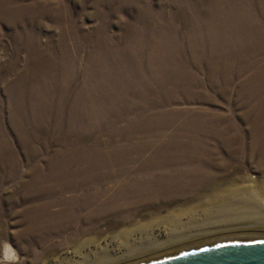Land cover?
<instances>
[{
	"label": "bare ground",
	"instance_id": "6f19581e",
	"mask_svg": "<svg viewBox=\"0 0 264 264\" xmlns=\"http://www.w3.org/2000/svg\"><path fill=\"white\" fill-rule=\"evenodd\" d=\"M141 2L136 0L140 16ZM195 7L203 9L207 22L173 17L178 28L161 41L176 50L178 62L160 60L153 53L158 42H143L138 28L130 26L120 41L124 50L120 44L108 45L102 52L105 60L89 54L81 69L76 52L63 58L61 48L58 54L39 51L15 81L7 82L9 119L25 159H18L0 126V182L21 180L22 164L30 166L57 146L48 156L47 173L30 167V181L19 182L20 189L16 186L17 197L26 202L14 215L22 214L20 223L27 224L16 235L21 241L43 244L33 247L36 259H55L64 243L55 238L68 232L77 235L68 245L75 243L73 253L80 257L58 256L55 264H153L218 244L264 239V186L251 177L224 187L230 178L212 170L213 154L193 138L196 130L216 138L221 131H213L216 126L203 115L191 118L184 110H173L185 101L203 99L194 92L202 86L201 78L192 73L203 65L188 63L194 51L225 48L230 51L222 55L207 53V86L230 90L235 78L252 71L242 90L249 93L248 106L255 97L260 101L249 109L264 121V65L258 61L264 50L257 47L264 28L256 25L253 33H242L233 27L234 8L228 7L229 17H219L200 4ZM16 12L0 0V20ZM148 16L151 24L146 30L156 32V23L163 19L152 12ZM190 199L196 204L178 207ZM173 205L177 207L167 216L152 213L156 207ZM141 206H149L150 220L127 226L114 217L113 231L119 229L118 234L106 246L84 253L87 244L100 239L94 231L96 235L82 230L84 223L111 214L130 219V211ZM8 236L4 231L0 264L23 260Z\"/></svg>",
	"mask_w": 264,
	"mask_h": 264
},
{
	"label": "rangeland",
	"instance_id": "374dc122",
	"mask_svg": "<svg viewBox=\"0 0 264 264\" xmlns=\"http://www.w3.org/2000/svg\"><path fill=\"white\" fill-rule=\"evenodd\" d=\"M141 1L140 16L138 10H136V0H6V3H9V7L17 12L15 15L3 18L5 21L3 19L0 20V126L16 150L18 159L21 162L24 161L25 154L21 145H19L18 133H15L10 123L11 109L9 101L11 102V98L7 92L6 85L7 82L16 80L26 70L30 62V57L37 56L39 51H50L58 54V48H61L59 55L63 58L66 56L68 58V54L73 55L77 53L80 60L79 67L84 69V62L89 54H91V59L105 60L102 52H107L106 47L108 45L114 46L120 44V41L131 26L135 31L138 28L143 42L147 38L158 42L153 53L160 60L178 62L179 58L176 50L167 45L166 42L161 43L162 38L176 32L179 24L174 22L173 17L179 16L184 20L191 18L190 20H195L197 23L207 22L206 18V21L202 19L203 16L200 11L203 9L199 8L200 10H196L195 5L199 4L203 8L210 9L211 14L218 15L219 17H229L230 12L228 9L234 8V13L231 18L234 23L233 27L239 28V31L242 33L243 31L253 33L254 30L251 29L256 25L264 28V0H174L175 3H172L171 0ZM126 2L128 3L126 4ZM176 9L179 11L178 14L176 13ZM149 12L163 19L156 23L158 28L153 33L146 30L151 24L150 20H148ZM162 12L164 16H167L163 17L160 15ZM160 27H163V29H160ZM233 34L237 35L236 37L240 36L239 33ZM120 45L122 46V44ZM125 47L124 45L121 48L124 50ZM257 47L260 50H264V38L259 40ZM229 51L225 48H214L209 51L208 49L201 48L194 51L195 56L188 63L203 65L201 70L197 68L192 69V73L198 78H201L202 81V86L195 89L194 92L200 94L203 99L194 100L193 102L185 101L176 105L173 110H184L188 117L192 115L191 118L203 115L205 116V120L206 118L210 119V124L214 123L216 126L213 131H221V137L216 138L211 133L198 132L196 130L197 133L194 134L193 138L196 142H200L205 149H210L209 153H212V157H215H211L214 162V168L212 169L211 166V169L221 176L225 175L227 178H230V181L225 180L224 183L226 184H224V187L230 186L234 182L242 184L243 180H249L251 177H255L254 180L258 183V186H264V121L255 112L250 111L251 107L258 106L260 101H257L255 97L251 101L252 105L249 103V109V93L243 92L242 90L243 85H245L248 78L253 74L252 71L235 78L230 90L223 91L224 93L217 91L220 90L219 87H208L206 83L207 77L204 70H206V66L209 63L206 57L207 53L211 52L222 55ZM258 61L260 65H264V55H261ZM11 67L14 70L10 71L9 69ZM18 69L20 72L16 71ZM88 75L90 77L93 76L91 73ZM132 117H135V115ZM212 118L218 119L219 121L215 124ZM191 130L189 129L188 131L191 132ZM56 148L57 146H53L47 155L38 157L30 166L22 164L18 169L19 173L23 175L21 180L15 182L9 180L5 183L0 182V240H2L0 241V258L4 251L5 239L3 237L4 231H6L9 235L8 239L19 252L20 258L23 259L14 264H55L58 256L59 258L64 256H77L75 258L77 260L79 259L80 256L73 253V250L78 246L75 247V243L68 245L70 240H73V242L77 241L73 239L77 237L74 232H68L69 235L66 233L61 238H55L56 241L63 240L64 243H62L64 245L58 243V245H62H60L61 248L58 250L56 260L52 259L50 262L44 258H35L37 254H34L33 247H41L43 244L33 239L21 241L16 235L27 225L22 222L20 223L22 214H20L21 217L14 215L17 211L21 213L20 210L24 209V206L20 205L22 202H26L25 200L20 201L19 196L17 197L16 186L18 185L17 188H19V182L30 181V167L31 169H38L41 173H47L46 167L50 163L48 156L53 154ZM212 150L216 152H211ZM215 161L218 166L215 164ZM9 196H11V200ZM16 202L19 206L16 205ZM192 203L196 204V202H192L190 199V201H181L177 205L179 208H183ZM175 207L177 206L156 207L152 213L158 217L160 215L167 216ZM149 211V206H141L137 211H130L133 217L130 219H122L111 214L108 218L104 217L102 220H93L84 223L82 230L88 233L91 232L93 235L97 234L100 237L97 243L87 244L89 247L85 249L84 253L86 254L92 249H97L98 245L101 247L106 246L118 234L119 231L117 233L115 231L119 229L113 231V227L117 225H115L116 223L113 222L112 218L115 217V221L119 219L118 222L121 224L124 223L130 226V223L133 222L150 220L152 214ZM96 229H98V232ZM135 235L140 234L137 233ZM260 240L264 241V239H259L258 241ZM31 243L35 244L30 247ZM220 245L226 244H218L216 246ZM51 247L54 246L51 245Z\"/></svg>",
	"mask_w": 264,
	"mask_h": 264
},
{
	"label": "water",
	"instance_id": "95a60500",
	"mask_svg": "<svg viewBox=\"0 0 264 264\" xmlns=\"http://www.w3.org/2000/svg\"><path fill=\"white\" fill-rule=\"evenodd\" d=\"M153 264H264V241L211 247Z\"/></svg>",
	"mask_w": 264,
	"mask_h": 264
}]
</instances>
